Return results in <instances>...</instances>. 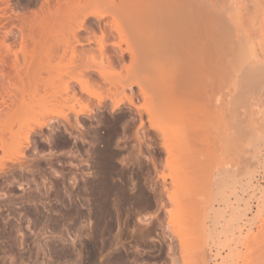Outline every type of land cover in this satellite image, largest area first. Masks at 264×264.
<instances>
[{
	"label": "rangeland",
	"instance_id": "obj_1",
	"mask_svg": "<svg viewBox=\"0 0 264 264\" xmlns=\"http://www.w3.org/2000/svg\"><path fill=\"white\" fill-rule=\"evenodd\" d=\"M59 1L51 0L49 9L45 8L40 14L45 0H9V6L0 0V54L3 55L0 60L7 61L5 65L0 61V98L6 96L5 89L10 84L1 73L9 74L15 84L12 89L11 85L8 87L13 92L10 109L14 117L9 115L10 109L0 111L3 140L0 144V264H264V69L252 87H240L243 99L238 96L241 100L238 99L237 104L229 99V89L215 84L213 79L207 81V77L201 85L197 82L200 77L195 79L197 85L194 83L196 87L192 85L189 93L180 86L164 91L163 99L168 96L173 105L163 100L166 106L161 107L165 113L156 115L152 113L156 110L151 111L156 117L154 120L148 114L152 122L147 119V113H143L145 126L136 128L139 119L133 109L124 105L115 113L109 111L111 92L119 87L116 80L124 78L127 70L118 72L117 79H110L108 84L84 83L87 91L79 92V83L91 74L88 68L92 64L97 66L101 57L97 44L81 47L79 41L90 38L94 41L99 34L97 31L93 36L79 35L81 0ZM259 12L264 16V7ZM257 48L258 60L264 62ZM12 51L17 53L20 62L17 73L12 69L16 62ZM175 70L176 67H170L164 73L171 74ZM173 90L176 100L170 99L175 94H170ZM250 90L251 98L246 97ZM140 97L134 98L135 104L146 108L151 97ZM101 99L108 107L102 111L96 108ZM250 104L255 112L251 124L246 122ZM87 106L97 110L95 119L98 115L102 124L99 126L97 119L80 115L83 135L79 128L71 127L75 126V116L79 120L76 113ZM232 107L239 110L242 129L236 135L229 132L222 139H216L213 132L217 126L231 122L228 109ZM179 108L187 117L180 111L177 117L173 115ZM63 115L70 124L74 121L71 127L60 120ZM47 121L53 125L54 132L50 133L43 126L46 128L41 129L43 135L26 134L29 127L38 129L37 125ZM91 128L110 138L111 147L101 149L105 162H101L100 157L94 158L93 147L88 144L92 139ZM137 136L142 137L140 141ZM17 141L26 161H21ZM18 159L25 161L24 166L14 169L12 165L17 163L12 161ZM23 168L26 169L22 171ZM95 173L100 187L110 192L107 197L100 195L92 220L82 219L85 225L79 234V218L62 214L70 205L79 211L80 200L89 198L85 187L89 181L94 183ZM30 196L40 201L25 202ZM58 198L64 200L65 207ZM3 203L8 205L3 206ZM36 207L44 209L43 213L50 219L45 228L35 220ZM52 209H57V213ZM84 211L88 212L86 208ZM94 222L98 228H94ZM44 229L46 236L40 233ZM56 231L66 235L62 239ZM9 234L12 236L6 239ZM35 242L46 246L44 254H38ZM9 246H13V252L9 251Z\"/></svg>",
	"mask_w": 264,
	"mask_h": 264
},
{
	"label": "bare ground",
	"instance_id": "obj_2",
	"mask_svg": "<svg viewBox=\"0 0 264 264\" xmlns=\"http://www.w3.org/2000/svg\"><path fill=\"white\" fill-rule=\"evenodd\" d=\"M5 1L6 0H3V2H5ZM50 1L51 0H45V7L40 8V11H41L40 14L44 13V11L46 10L45 8H47V10L49 9V6L51 4V3L49 4ZM56 1L60 2L59 0H56ZM54 2H55V0H54ZM8 3H9V0L5 2L6 5H8ZM52 3H53V1H52ZM54 4H53V6H54ZM51 7H52V5H51ZM55 7L56 6H54V9H55ZM263 7H264V0H81V3H79V20H78L79 21V23H78L79 27L77 26V28L79 30V35L84 33V34H88V35L93 36L98 31L99 36H98V39H96L94 41L91 40V38L87 39L85 42L79 41V45L80 46L82 45L83 47L84 46L87 47L92 43L97 44L98 45V51H99L101 57L99 58L100 61L97 60V62L98 61L100 62L99 64L96 63L97 66L92 64L93 66L90 65V67L88 66L89 68L87 67L89 69L88 72H91V74H88L89 76L86 75L87 77L85 76L86 78L84 79V82L79 81L80 82L79 87L81 85V88H79V90H80L79 92L87 91V89L86 90L84 89L86 87V85L84 87V83L85 84H88V82L89 83L92 82L90 84L97 83L94 85H98V83L101 84L100 82H102V83L106 82L107 83V81L110 83L112 81V80L110 81V79H112V78L117 79L115 77L116 74L118 77L119 76L118 74L121 71L124 72V70L125 71L127 70L126 71L127 73L125 74L124 78L121 77V78L116 80L119 82V87L117 89H114V91L111 92L112 96H110V98H109L111 101L109 111L115 113L117 110L122 108L124 105L129 110L133 109L134 110L133 112H135V114L138 116V119H139V121H138L139 126L137 125L138 127H136V128H141V129L145 126L144 125L145 120L143 121V118H144L143 113L146 112L147 114L146 113L145 114L146 115L149 114L151 117V116H153L151 114V111H153V110H156V111L152 112V113L156 112L155 113L156 115H159V114H161V112H163L162 107H164V106L162 104H164L163 103V100H164L163 99V97H164L163 92L164 91L170 92L172 89H175L176 87L180 86L182 88L185 87V89H184L185 93H189L190 90L193 89L192 85H194V83L196 82L195 79H197L199 77H200L199 78L200 81H199V79H197V82L199 84L203 83V81H205L206 79H207V81L213 79L212 81L215 82V84H218L220 86H225L227 89H229V96H230L229 99L231 98V101H233L232 102L233 104H234V102L236 103L238 99H239L238 101L240 102V100L243 99L240 97L241 96V93L239 92L240 87L242 85L252 87L257 82L258 76L262 73L261 70L264 69V62H260L258 60L259 57H258V52H257V50H258L257 46H258L261 54L264 57V46H263L264 45V16L260 15L261 13L259 12V9L261 10V8H263ZM5 9H6V7H5ZM0 13H2V12H0ZM52 13H53V11H52ZM4 15H5V13H4ZM2 16H3V14H2ZM260 16H263V17H260ZM20 18H22V17H20ZM33 18H36V16H34ZM25 19H27V18L25 17ZM32 20H34V19H32ZM36 20H37V18H36ZM8 34H10V33H8ZM6 35H7V33H6ZM6 38H8V36ZM8 51H11V50L8 49ZM12 52L14 54L15 61H16L15 64L13 63L14 65H13L12 69H14V72L17 73L18 64L20 62L18 60L17 53H15L14 51H12ZM0 55H2V54H0ZM83 60L85 61L86 59L83 58ZM0 61L3 63V65H5L7 63V61L6 62H4L3 60H0ZM86 61H88V60H86ZM95 61L93 63H95ZM98 66H100V67L102 66V67L97 68ZM170 67H176V70H175L176 73L175 74H173L175 71L172 72L171 74H168V73L165 74L164 73V70H166V69L168 70V68H170ZM19 68H20V66H19ZM129 69H130V71H128ZM1 74H2L1 76L5 75L4 77L7 78V83H10L9 85H11L10 87L12 89V86H15V84L14 83L12 84V82H11L12 80H11L10 75L9 74L6 75L4 73H1ZM81 78H80V80L82 81ZM9 85H8V87H9ZM195 85H197V84L195 83ZM7 88L5 89V90H7L6 96L2 95V97L0 98V111H1V113L4 112L5 109L6 110L10 109V107L12 109L11 103L13 101L12 100L13 99L12 98L13 92H11V90H9V88L8 89ZM132 88H136L137 89L136 92H133ZM182 90H180V91H182ZM127 91H129V92H127ZM172 93H175V91L173 90V92H171L170 94H172ZM178 93H179V90H178ZM239 93H240V95H239ZM247 93L248 94L246 97L251 98V96L253 95L252 91L250 90ZM149 95H151L150 96L151 98L154 97L153 98L154 100L151 99L149 97ZM174 95H176V93L171 95V97L173 96L172 97L173 99L170 98L171 100H174V99L176 100L177 95L176 96H174ZM180 95H182V94H180ZM136 96L137 97L141 96L144 99H146V96H148L147 98H150V104L148 106H146L147 109L144 108V105L135 104V102H136L135 100L137 98ZM134 98H135V100H134ZM181 99H182V97H181ZM181 99H179V100H181ZM183 99H184V97H183ZM168 100H169V98L167 96L166 100H164V101H168ZM99 102L100 103L98 105L96 104L97 105L96 108H98L101 111L105 108H108V107H106L107 103L104 101V99L103 100L101 99ZM170 102L171 101L169 100L167 105H169ZM176 103H177V101H176ZM172 105L173 104L170 103V106H172ZM88 106L83 111L80 110L79 113H76V115L79 114V120L77 121L78 118H77V116H75V118H74V120H76L75 126L73 125L74 121H73V123L70 124L69 119L67 118L66 115H63V117L60 116L59 118H60V120H63V122H65V124L68 125V128L71 127L72 125H73L71 127L72 129L75 127L79 128V133H80L81 129L84 127V126H82V123L80 122V119H81L80 115L85 114V116H87L88 119H92V120L95 119V115H96L97 110L95 111L94 110L95 108L94 109H91L90 107L88 108ZM252 106L253 105L250 104L251 108H249V110L247 112L248 114L246 113L247 114L246 117H248V118H246V122H249L250 124L253 123V117L255 115V112H254ZM169 107H168V109H169ZM11 109H10V111H11ZM27 109L29 110L30 107ZM33 109H35V108H33ZM159 110H161V111L159 112ZM169 110L170 111L172 110L171 107ZM169 110H168V113L170 114ZM181 110L182 109H180V110L176 109L173 112L175 114H173V113L172 114L174 116L176 115V117H177L180 113L182 114V112H184ZM228 110H229L228 112H229V115L231 118L230 119L231 122L229 124L221 125V127H220V125L217 126L218 129L217 130L215 129V132H213L214 137L216 139H222L225 136V134H228L229 132L235 134V133H238L240 131V128H241L240 124H241L242 120L240 121L241 118H239L240 117L238 114L239 110L237 111V109L234 107H232L231 109H228ZM12 111L9 113V115L11 114V116H13V113H14ZM14 111H15V109H14ZM29 111H31V110H29ZM29 111H27V114ZM179 111H180V113L178 114ZM1 113H0V115H1ZM163 113H165V112H163ZM21 114H22V112H21ZM5 115H6V113H5ZM149 115H148V117L146 116L147 119H149V120L151 118H153L154 120L156 119V117H154V116L150 118ZM182 115H184V113ZM185 115H186V113H185ZM97 116H96V119H97L96 122H97V124H99L100 118H97ZM61 117H62V119H61ZM146 117H145V119H146ZM185 117H187V116H185ZM153 119L150 121L152 122ZM149 120H148V123H150V125H151V122ZM132 121H130V122H132ZM49 122H50V120H49ZM49 122L47 121V123L45 122V124L42 123L41 125H37L38 129L35 128L36 131H35V129H33L34 127L32 129H31V127H29L30 130L28 128L29 131L27 130L26 134L28 136H30V132H31V134H33V132H35L38 135H43V131L41 130L43 128V126L46 127L48 131L50 130L49 132L51 133V131H53V129H52L53 125H49L48 124ZM133 122H135V121H133ZM51 123L52 122H50V124ZM249 123H247V125ZM100 124H102V123H100ZM100 124H99V126H100ZM69 125H71V126H69ZM92 127H94V126H92ZM147 127L148 126H146V128ZM95 128H97V127H95ZM95 128L94 129L91 128V130H93L91 133L92 139L90 142H88V144H90L91 147H93L94 151L92 153L96 155V157H94V158L97 159V157H100V158H102L100 161L105 162L104 161L105 159L103 158L105 155L104 154H103L104 156L102 155L101 149L106 150V148H107V150H108L109 147H111V144H109L110 138H105L104 137L105 133H103V132L101 133V134H103V137H102L101 134H99ZM146 128H144V129H146ZM151 128H153V130L155 129V127H153L152 125H151ZM151 128L149 126V129H151ZM98 129H99V127H98ZM91 130H90V132H91ZM87 131H89V130H87ZM136 132H137V130H136ZM154 132H157V131H154ZM80 134H83V133L81 132ZM85 135H86V133H85ZM238 135H240V134H237V136ZM139 136H137L138 141H140L142 138V137L139 138ZM232 136H233V134H232ZM83 137H85V136H83ZM44 138H46V137H44ZM112 141H111V143H112ZM13 142H16V141H13ZM17 143H18V141H17ZM0 144H3V140L1 137H0ZM7 144L9 145V142ZM8 145H6V146H8ZM19 145H21V144L18 143V146ZM20 147L21 146H19V149H20ZM52 147H54V145ZM87 149L88 148H86V150ZM89 149H90V147H89ZM219 149H221L220 146H219ZM36 150H37V148H36ZM104 150H103V152H104ZM22 152L24 153V151H22V150L20 151V156L22 157V158L20 157L21 161H23L22 159L27 160V158L24 157V154ZM110 152H111V150H110ZM110 154H109V156H110ZM101 156H103V157H101ZM40 158H43V157L41 156ZM108 158L109 157H107V159ZM16 159H15V161H16ZM107 159H106V161L109 160V159L108 160ZM15 161H12L13 163H17V165H15V166L12 165V167L14 169L15 168L17 169V167H18V169H20V167L24 166L23 163H25V161L21 162V161H19V159L17 162H15ZM109 161H111V160H109ZM38 162H40V161H38ZM51 162H52V160H51ZM95 162H97V161H95ZM41 163H44V162H41ZM34 165H35V161H34ZM36 165H37V162H36ZM110 165H112V164H110ZM7 169H8V166H7ZM24 169H26V168H23L22 171ZM105 169H106V167H105ZM108 169H110V168H108ZM3 170H4V168H3ZM11 171H12V169H11ZM11 171H10V173H11ZM42 171H43V169H42ZM12 172H14V171H12ZM5 174H8V173H3L4 176H6ZM95 175H96V173H95ZM0 176H2V175H0ZM101 176H103V175L100 174V177ZM96 177H97V175L95 176V180L93 181L94 183L89 181V183H87L86 187H85L86 188L85 191L88 192V193H86V194H88V196L85 194L86 197H89V198L91 197L93 199V201L95 200L94 203L92 202L91 198H90L91 203H90L89 198L88 199L85 198L86 200L84 199L83 201H81L82 200L81 199L80 204H79V211H77V210H75L76 208L75 209L73 208V205L72 206L70 205L71 208L67 209L64 206L65 205L64 200H62L61 198H58V201H60V204H63V207H65V210H66V211H64V214H62V215H67V216L68 215L69 216L74 215L73 217L76 218V216H77L79 218V234L81 233V229H83V226L85 225V224L82 225L83 224L82 222L83 221L85 222V220L82 221V219L83 218H87V219L89 218L88 221H90L91 216L93 214L96 215L95 212L98 209L97 208L98 207L97 200L99 199V197H102L100 195L103 194L104 197H107L108 193L110 192V189L101 188L102 185H100V180L98 178L96 179ZM54 186H56V185H54ZM82 189L84 190V186ZM10 190H12V189H9V191ZM83 190H82V193H84ZM80 193H81V191H80ZM27 199H29V200H27V201L24 200V201L25 202H28V201L32 202L33 201L34 204H35V202L40 201V200H38V198H34V197H31V198L28 197ZM103 199L107 200V198L106 199L103 198ZM8 203H9V205H11L10 204L11 202H8ZM68 203H67V205H68ZM5 204L3 206H5ZM60 204H58V206H60ZM6 205H8V204H6ZM108 205H109V203H108ZM108 207L109 206H107V208ZM84 208L87 209V211H88V212L86 211L87 213H84L85 212ZM34 209H35V207H34ZM32 211H33V209H32ZM43 211H44V209H42V211H41L38 209V207H36L37 216L35 215L36 216L35 220H36L37 224H39L45 228L46 223L48 221H50V219L47 215H45L43 213ZM52 211H53V209H52ZM54 211L57 213V209ZM102 211H104V210H102ZM59 212L60 211H58V213ZM0 219H2V218H0ZM91 220H92V218H91ZM29 221H30V219L28 217L27 223H29ZM56 221H57V219H56ZM55 222H53V223H55ZM73 222H75V221H73ZM97 223H95V222L93 223L94 228L99 227V226H95ZM56 225H58V222ZM97 225H99V223ZM46 230H47V228H46ZM98 230L100 231V229H98ZM56 232H54V233H56V235L58 234L59 237L62 239L66 235V233L64 235L62 231H61L62 233L59 231H56ZM92 232L94 234L97 233V231H95V229ZM101 232H102V229H101ZM40 233H42V235L46 236L45 229H44V232H40ZM98 233H100V232H98ZM10 235L11 234H9L6 237V239L10 238ZM42 235L40 236V238L42 237ZM101 235H102V233H101ZM1 237H3V236H1ZM67 237H69V236H67ZM15 240H14V242H15ZM44 246L45 245L40 243V242H35V248H36L38 254H44V251H45ZM12 247L13 246H9V251H11V252H13ZM167 248H168L169 255H171L172 252L170 253V251H172V250L169 249V246ZM7 251H8V249H7ZM34 253H36V251ZM35 256H36V254H35ZM11 257H12V255H11ZM45 257H42V258H45ZM40 260H41V258H40ZM42 261H43V259H42ZM38 262L40 263V261H38ZM45 262H46V260H45Z\"/></svg>",
	"mask_w": 264,
	"mask_h": 264
}]
</instances>
